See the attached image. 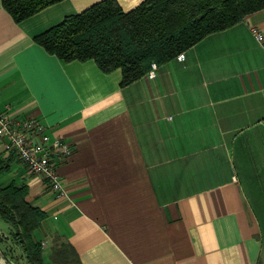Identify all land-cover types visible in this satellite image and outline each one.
<instances>
[{
  "label": "crops",
  "instance_id": "crops-1",
  "mask_svg": "<svg viewBox=\"0 0 264 264\" xmlns=\"http://www.w3.org/2000/svg\"><path fill=\"white\" fill-rule=\"evenodd\" d=\"M98 1L14 21L0 0V110L72 148L56 167L59 198L14 158L0 175L45 213L42 257L58 235L81 264H264V48L249 30L264 35V8L120 86L119 68L33 40ZM116 1L128 11L142 0Z\"/></svg>",
  "mask_w": 264,
  "mask_h": 264
},
{
  "label": "trees",
  "instance_id": "trees-1",
  "mask_svg": "<svg viewBox=\"0 0 264 264\" xmlns=\"http://www.w3.org/2000/svg\"><path fill=\"white\" fill-rule=\"evenodd\" d=\"M57 1L1 0V4L14 21H20ZM262 8L264 0H142L124 11L116 0H100L33 40L64 61L93 59L105 73L119 68V85L125 86L146 74L150 62L165 63L204 36ZM13 158L12 154L0 156V175ZM27 192L23 183L0 185V217L11 226L12 239L26 264H46L42 241L34 235L45 213L26 200ZM49 248L52 262L81 264L73 247L60 236H51Z\"/></svg>",
  "mask_w": 264,
  "mask_h": 264
},
{
  "label": "built area",
  "instance_id": "built-area-1",
  "mask_svg": "<svg viewBox=\"0 0 264 264\" xmlns=\"http://www.w3.org/2000/svg\"><path fill=\"white\" fill-rule=\"evenodd\" d=\"M250 32L261 42L264 48V35L256 27L250 26ZM184 59V53L176 55ZM157 64L152 61L146 76L154 77ZM0 140L3 141V153L12 154L30 173L44 178L47 189L55 198L64 195V189L56 170L57 164L70 155L71 146L57 138H50L44 127L35 118H12L0 110ZM42 246H44L42 242Z\"/></svg>",
  "mask_w": 264,
  "mask_h": 264
},
{
  "label": "rangeland",
  "instance_id": "rangeland-1",
  "mask_svg": "<svg viewBox=\"0 0 264 264\" xmlns=\"http://www.w3.org/2000/svg\"><path fill=\"white\" fill-rule=\"evenodd\" d=\"M5 223L6 222H4V220H2L0 217V225ZM4 240H6V242ZM5 256L8 257L11 260V262L14 264H26L25 260L23 259L22 250L13 241L11 232H8L7 236L5 238L3 237V240L0 241V262L2 264H10L6 261ZM43 259L45 260V262H47V264L54 263L48 258L46 249L43 254ZM54 264H58V263H54Z\"/></svg>",
  "mask_w": 264,
  "mask_h": 264
},
{
  "label": "water",
  "instance_id": "water-1",
  "mask_svg": "<svg viewBox=\"0 0 264 264\" xmlns=\"http://www.w3.org/2000/svg\"><path fill=\"white\" fill-rule=\"evenodd\" d=\"M5 259H6V261H7L8 263H12L11 260H10L8 257L5 256Z\"/></svg>",
  "mask_w": 264,
  "mask_h": 264
},
{
  "label": "bare ground",
  "instance_id": "bare-ground-1",
  "mask_svg": "<svg viewBox=\"0 0 264 264\" xmlns=\"http://www.w3.org/2000/svg\"><path fill=\"white\" fill-rule=\"evenodd\" d=\"M10 264H14V263H10Z\"/></svg>",
  "mask_w": 264,
  "mask_h": 264
}]
</instances>
